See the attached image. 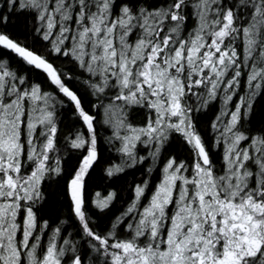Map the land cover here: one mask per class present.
<instances>
[{
	"label": "snow or ice",
	"instance_id": "snow-or-ice-1",
	"mask_svg": "<svg viewBox=\"0 0 264 264\" xmlns=\"http://www.w3.org/2000/svg\"><path fill=\"white\" fill-rule=\"evenodd\" d=\"M0 264H264V0H0Z\"/></svg>",
	"mask_w": 264,
	"mask_h": 264
},
{
	"label": "trees",
	"instance_id": "trees-1",
	"mask_svg": "<svg viewBox=\"0 0 264 264\" xmlns=\"http://www.w3.org/2000/svg\"><path fill=\"white\" fill-rule=\"evenodd\" d=\"M95 183V182H94ZM96 192H100L102 196L107 195V190L104 184H98L97 186L93 187L90 191V195H95Z\"/></svg>",
	"mask_w": 264,
	"mask_h": 264
}]
</instances>
